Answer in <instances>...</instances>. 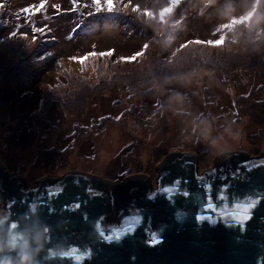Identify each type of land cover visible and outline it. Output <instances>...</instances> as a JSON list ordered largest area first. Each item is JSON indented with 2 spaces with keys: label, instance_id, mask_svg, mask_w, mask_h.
<instances>
[{
  "label": "rangeland",
  "instance_id": "1",
  "mask_svg": "<svg viewBox=\"0 0 264 264\" xmlns=\"http://www.w3.org/2000/svg\"><path fill=\"white\" fill-rule=\"evenodd\" d=\"M69 1L0 0V162L28 187L68 171L107 180L144 176L155 187L156 167L169 153L196 155L200 173L212 167L217 154L207 141L224 131L237 142L232 151H264V58L230 62L195 87L172 86V111L141 87L148 77L139 74V58L119 64L122 75L111 80L91 71L94 62L114 63L142 50L153 36L145 15L173 18L181 35H206L217 21L197 10L199 0H115L111 11L78 0V12ZM158 39L147 57L160 50ZM104 51L114 54L78 62ZM201 114L215 124L201 122Z\"/></svg>",
  "mask_w": 264,
  "mask_h": 264
},
{
  "label": "water",
  "instance_id": "2",
  "mask_svg": "<svg viewBox=\"0 0 264 264\" xmlns=\"http://www.w3.org/2000/svg\"><path fill=\"white\" fill-rule=\"evenodd\" d=\"M144 176L68 171L28 187L0 162V212L39 213L52 226L43 264H264V151L217 155L199 171L169 153Z\"/></svg>",
  "mask_w": 264,
  "mask_h": 264
},
{
  "label": "clouds",
  "instance_id": "3",
  "mask_svg": "<svg viewBox=\"0 0 264 264\" xmlns=\"http://www.w3.org/2000/svg\"><path fill=\"white\" fill-rule=\"evenodd\" d=\"M200 8L205 17H213L217 21L206 35H181L183 29L171 17L161 22L157 16L145 15L142 22L153 32L152 38L142 47L147 51L152 49L153 40L159 38L157 42L161 48L153 57H139V74L148 77L141 87L162 97L170 111L175 108L172 86L195 87L205 79H214L217 70L227 67L230 62L254 56L264 58V0H199L197 10ZM221 36L224 37L222 41ZM100 57L89 53L80 64L83 65L85 59L97 61ZM128 58L121 56L114 63L107 60L94 62L91 71L97 73L100 69L98 75L111 80L122 75L117 70L119 64L137 61L130 62ZM148 64H151L150 71L145 67ZM157 67H162L163 74L156 73ZM204 119L215 124V118L201 114V122ZM230 123L234 125L233 132H240L243 138L242 128L235 126V122ZM207 143L217 155H225L236 147L237 142L224 131L211 137ZM52 231V226L39 213L33 212L27 218L13 221L9 213L0 212V264H43L44 254L56 256L59 249L47 247Z\"/></svg>",
  "mask_w": 264,
  "mask_h": 264
},
{
  "label": "snow or ice",
  "instance_id": "4",
  "mask_svg": "<svg viewBox=\"0 0 264 264\" xmlns=\"http://www.w3.org/2000/svg\"><path fill=\"white\" fill-rule=\"evenodd\" d=\"M92 4L95 7V11L105 10V8H106L107 11H111V10L114 9L115 0H92ZM72 5H73V8H78L80 6L79 3H78V0H72ZM3 7H4V5L0 4V9H2ZM44 7H45L44 3H41L39 5L40 9H43ZM56 7H57V9H59V5H57ZM84 7H87V5H84ZM25 11L31 12L33 10L32 9H25ZM33 31L42 32L43 29L35 28V29H33ZM13 35L14 36L15 35H19V32L14 31ZM23 38L24 39H28L27 34H25L23 36ZM209 43H211V41H209ZM146 51H147L146 47H142V50L137 51L135 56H131V57L128 58L129 61L130 62H135L136 60H138L139 57L144 56L146 54ZM113 54H114L113 51L92 52L91 53L92 56H97L98 55V56L105 57V58L111 57V56H113ZM72 59L75 60L77 58L76 57H72ZM80 61H81V59L78 60L79 63H80ZM86 61L87 60L85 59L84 63H86Z\"/></svg>",
  "mask_w": 264,
  "mask_h": 264
},
{
  "label": "trees",
  "instance_id": "5",
  "mask_svg": "<svg viewBox=\"0 0 264 264\" xmlns=\"http://www.w3.org/2000/svg\"><path fill=\"white\" fill-rule=\"evenodd\" d=\"M122 1H123V0H122ZM68 4H71V5H70V7H69V9H73L72 2H71V1H69V3H68ZM170 4H171V3H170ZM170 4H169V5H170ZM169 5H168V6H169ZM93 6H94V5L92 4V7H93ZM79 7H80V6H79ZM79 7H78V8H74V9H75V11H77V12H78V9H79ZM105 9H106V8H105ZM184 16H186V17H187V16H188V14H185ZM122 179H123V177H120V178H118L117 180H122Z\"/></svg>",
  "mask_w": 264,
  "mask_h": 264
},
{
  "label": "bare ground",
  "instance_id": "6",
  "mask_svg": "<svg viewBox=\"0 0 264 264\" xmlns=\"http://www.w3.org/2000/svg\"><path fill=\"white\" fill-rule=\"evenodd\" d=\"M103 157H104V155H103Z\"/></svg>",
  "mask_w": 264,
  "mask_h": 264
}]
</instances>
